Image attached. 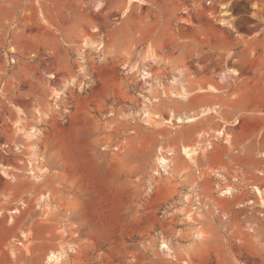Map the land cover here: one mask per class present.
Wrapping results in <instances>:
<instances>
[{
	"label": "rangeland",
	"instance_id": "374dc122",
	"mask_svg": "<svg viewBox=\"0 0 264 264\" xmlns=\"http://www.w3.org/2000/svg\"><path fill=\"white\" fill-rule=\"evenodd\" d=\"M263 77L264 0H0V264H264Z\"/></svg>",
	"mask_w": 264,
	"mask_h": 264
},
{
	"label": "bare ground",
	"instance_id": "6f19581e",
	"mask_svg": "<svg viewBox=\"0 0 264 264\" xmlns=\"http://www.w3.org/2000/svg\"><path fill=\"white\" fill-rule=\"evenodd\" d=\"M133 1H140V0H133ZM230 14L231 13L229 11L228 12L226 11L225 13H223V15H230ZM222 24H223V26L232 27V25L227 24L226 21H223ZM233 75L234 76H238L239 75V72L238 71H234L233 72ZM260 81L264 82V77ZM260 84H262V83H260ZM257 85H256V88L253 91H250V90H249L250 92L248 90L247 91H244L243 94L240 97H238L236 100H232L231 102H228V103H230L229 105L231 106L232 110H230V111H227V110L224 111L223 112V115L224 116H227V118H228V117L234 115L236 110H239V108H242V107H243L242 109H244V108L250 109V108H261V107H264V89L263 88L260 89L259 86H257ZM208 90L209 91H212L215 94L218 92L216 88H211V89H208ZM189 99L190 98H188V100ZM215 111H217V109ZM217 113L219 114V111H217ZM223 115H221V116H223ZM256 119H257V117H245L244 120H246V121L244 123L245 124H248V127H249V124L253 123ZM177 120H178V122H182L183 121L181 118H178ZM194 120H195V118L192 117V118H190L188 120V122H192ZM246 126H244V127H246ZM244 127H243V129H244ZM227 135L228 134H226L225 131L223 132V130L222 131H219L217 133L218 139L223 140L225 142V144H228L230 146V143H229L230 141L227 139V137H230V136H227ZM263 144H264V141H263ZM255 147L256 146L254 145V146L248 148V150H246V152H249L251 150L254 151L256 149ZM211 148L213 149V145L212 144H209V149H211ZM183 153H185V155L187 156L188 159H190L191 156H192V151H190L186 147L183 149ZM262 157H263V159L260 160V161H258V163H264V154H263ZM159 163L162 166L167 165L168 164V158L165 155L164 156L163 155H160V157H159ZM256 190L259 193V195L262 194L261 191L257 187H256ZM232 193H233V190L230 187H228V188L223 189L220 195L221 196H226V195H232ZM58 260H59V257L57 255H55V254H52V255H50L48 257V261H49L50 264H57Z\"/></svg>",
	"mask_w": 264,
	"mask_h": 264
},
{
	"label": "crops",
	"instance_id": "0c3cea01",
	"mask_svg": "<svg viewBox=\"0 0 264 264\" xmlns=\"http://www.w3.org/2000/svg\"><path fill=\"white\" fill-rule=\"evenodd\" d=\"M263 108H264V107H261V108H258V109L264 110ZM243 110H250V109H243ZM239 111H241V110H239ZM239 111H237V113H238ZM256 111H257V110H256ZM230 118H231V117H230ZM227 119H229V118H227ZM248 135H250V134H246V135H244V136L242 137L243 140L246 139V138L248 137ZM254 145L256 146V144H253V145H250V146H249V145H247V144L245 143V144H243V146H244V148H245L244 150L246 151V150H248V148H250V147H252V146H254ZM263 145H264V144H263ZM263 145L260 144L259 147H258V146L255 147L256 149H255L254 151H256L258 148H260V149H261V148H264ZM245 151H244V152H245ZM245 158H246V157H245ZM247 161H248V160H247ZM248 162H249V161H248ZM248 162H244V163H245V164H248ZM260 165L264 166L263 164H260ZM246 167H247V166H246Z\"/></svg>",
	"mask_w": 264,
	"mask_h": 264
}]
</instances>
